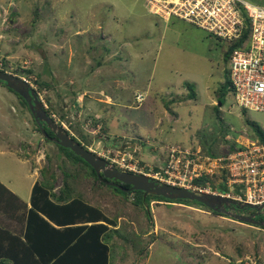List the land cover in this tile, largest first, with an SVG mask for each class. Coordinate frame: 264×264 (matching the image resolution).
Listing matches in <instances>:
<instances>
[{
	"label": "rangeland",
	"instance_id": "374dc122",
	"mask_svg": "<svg viewBox=\"0 0 264 264\" xmlns=\"http://www.w3.org/2000/svg\"><path fill=\"white\" fill-rule=\"evenodd\" d=\"M226 47L178 18L149 14L145 0H0V70L25 79L83 147L99 156L128 153L140 173H162L170 146L224 156L242 141L243 129L254 137L244 117L264 129V112L241 113L230 83L218 104ZM21 103L0 84V146L14 151L0 153V180L23 196L33 178L27 165L39 177L44 169L52 173L55 193L66 181L71 196L117 223L111 264H264L263 226L204 205L153 200L148 211L134 205L132 194L122 197L46 141ZM219 173L205 179L212 188ZM228 211L264 221L252 207Z\"/></svg>",
	"mask_w": 264,
	"mask_h": 264
},
{
	"label": "built area",
	"instance_id": "2783aa9c",
	"mask_svg": "<svg viewBox=\"0 0 264 264\" xmlns=\"http://www.w3.org/2000/svg\"><path fill=\"white\" fill-rule=\"evenodd\" d=\"M145 7L149 14L164 21L178 18L226 43L239 42L228 58L234 104L239 109L264 112V5L248 0H145ZM243 130L244 141L227 147L224 156L212 158L199 151L170 146L163 172L142 174L159 183L219 195L244 206L263 205L264 142ZM109 154L107 151L100 157L119 170L140 173L128 153ZM215 169L219 175L222 173L217 187L212 188L207 181L193 183L195 178L207 176ZM220 186L225 190H219Z\"/></svg>",
	"mask_w": 264,
	"mask_h": 264
},
{
	"label": "trees",
	"instance_id": "16d2710c",
	"mask_svg": "<svg viewBox=\"0 0 264 264\" xmlns=\"http://www.w3.org/2000/svg\"><path fill=\"white\" fill-rule=\"evenodd\" d=\"M225 49L224 56L229 58L233 48L239 44V42H228ZM225 81L222 84V89L218 94V101L220 106L222 100L219 97L225 95V89H229V77L228 69L224 70ZM33 81L39 87H46L47 84L38 81L35 77ZM6 87L4 83H0ZM184 85L188 88L187 97L193 99L195 92L193 88L185 82ZM7 88V87H6ZM224 88V90H223ZM9 91L13 90L7 88ZM15 93V92H14ZM17 94V93H15ZM18 95V94H17ZM20 97V96H19ZM22 105L27 108L26 102L20 97ZM219 106V105H218ZM215 113H219L218 107H213ZM47 115L51 116L49 109L45 110ZM241 113L245 114V110L241 109ZM63 116L62 114H60ZM35 122V121H34ZM245 124L253 132L254 136L260 141L264 142V132L260 126L244 117ZM38 127V126H37ZM43 129L47 136H51V130L45 126ZM40 131V130H39ZM41 132V131H40ZM42 134V133H41ZM72 139L77 141L73 136ZM45 139V138H44ZM46 141H50L45 139ZM61 147L70 152L65 151L64 155L69 161L73 163H82L88 167L89 173L98 182L94 170L79 156L75 155L70 149ZM64 169V168H63ZM65 177L68 176L66 170H62ZM42 180L35 181L31 187L30 203L31 208L28 209L26 215V225L24 232V242H20L21 253L19 256L28 255V259H24V264H111V237L117 234L118 227L109 228V225L115 226V222L109 218L99 207L92 205L80 197L71 196V192L67 187V183H63V187L59 189L58 193L53 192L51 186L52 173H48L47 169L41 171ZM207 176L195 178L194 184H204ZM122 189L111 187L116 192L120 193L122 197H128L133 195L132 203L134 205H140L141 208H145L148 211V206L151 201L159 200L166 202H176L185 204H197L201 203L188 200V199H166L162 196L153 194H146L140 190H131L129 185L119 183ZM225 187L220 186L219 190L223 191ZM25 208V204L9 189L0 183V212L6 216H12L16 219H21L22 211ZM217 213L216 211H212ZM42 214V215H40ZM222 215V214H221ZM52 221L61 228L53 226L49 221ZM73 225V226H72ZM1 235H9L6 230H1ZM10 236V235H9ZM17 238V237H15ZM22 244H24L22 246ZM18 251V250H15ZM23 251V252H22ZM142 250L139 251L141 253ZM18 253H15V255ZM14 255V256H15ZM13 254L6 252H0V264H18L15 258H12ZM12 258V259H11Z\"/></svg>",
	"mask_w": 264,
	"mask_h": 264
},
{
	"label": "water",
	"instance_id": "95a60500",
	"mask_svg": "<svg viewBox=\"0 0 264 264\" xmlns=\"http://www.w3.org/2000/svg\"><path fill=\"white\" fill-rule=\"evenodd\" d=\"M0 83H4L7 88L13 90L26 102L27 107L33 116V120L43 134V137H47L43 129V126H46L53 134V136L49 138L47 137L48 140L70 149L75 155L85 161L94 170L96 176L103 180L105 184L112 185L118 189L126 191L127 189L121 188V186L115 182L118 181L129 185L131 190L142 191L144 195L153 194L162 196L166 199L192 200L201 203L213 211L227 213L242 222L252 223L264 227V221L259 222L254 219L255 214L250 217H245L235 212L231 213L225 208L226 206H233L234 208V205L240 208L252 207L256 209V214H258L264 213V204L259 206H244L219 195L196 193L183 187L159 183L155 179L142 173L119 170L115 166L109 165L104 158L83 147L79 142L72 139V137L68 135L61 126L57 125L54 120L47 115L34 89L31 88L23 78L0 70ZM218 104L220 105V102H218Z\"/></svg>",
	"mask_w": 264,
	"mask_h": 264
},
{
	"label": "crops",
	"instance_id": "0c3cea01",
	"mask_svg": "<svg viewBox=\"0 0 264 264\" xmlns=\"http://www.w3.org/2000/svg\"><path fill=\"white\" fill-rule=\"evenodd\" d=\"M103 94L106 95L105 92ZM106 98H111V97L106 95ZM262 130L264 132V129H262ZM242 141H244V138L242 139ZM13 152H14L13 150H10L8 148L3 149L0 146V153H5L6 155H10V154L12 155ZM17 158L20 159L25 165H27V161L25 159H23V158H21L19 156H17ZM27 167H28V170H29V172L31 174V178L32 177L33 178H32V182L30 183L28 192H27V194L25 196L21 195L17 190H15L14 188L10 187L6 183H3L0 180V183L2 185H4L7 189H9L13 194H15L25 204V208L19 210V211H22V214L20 215L21 216L20 220L16 219L15 217L9 216V215L6 216L2 212H0V233L2 232L1 230H6L9 233V235H10L9 236V235H1L0 234V252L1 253L2 252L10 253L11 255L13 254L12 258L16 259V260H14L15 261L14 263H16V261H17L18 264H24L23 263L24 259L25 258L28 259V255L19 256V254L21 253V250H23L21 248H23V247H21V245H19L18 239L20 240V242H22V241L24 242L25 241L24 240V232H25V225H26V215H27L28 209L31 208V203H30L31 187H32V185H33V183L35 181H41L42 180L41 173L39 174L41 177H39V176H37V174L35 175V173H33L30 170V166L27 165ZM53 192H55L54 189H53ZM40 215H42V214H40ZM49 222L55 227H58V228L62 227V226L56 225L52 221H49ZM116 227H117V223L115 224V226L109 225V228H116ZM15 237H17V238H15ZM23 245L24 244H22V246ZM15 250H18V251H15ZM15 253H18V254L15 255Z\"/></svg>",
	"mask_w": 264,
	"mask_h": 264
},
{
	"label": "flooded vegetation",
	"instance_id": "af4514ba",
	"mask_svg": "<svg viewBox=\"0 0 264 264\" xmlns=\"http://www.w3.org/2000/svg\"><path fill=\"white\" fill-rule=\"evenodd\" d=\"M37 97H38V96H37ZM45 127H46V126H45ZM51 134H52V132H51ZM51 136H53V134H52ZM51 136H47V137L49 138V137H51ZM47 137H45V138L47 139ZM50 141H51V140H50ZM97 178H98V177H97ZM98 180L101 181L102 183H104L103 180H101V179H99V178H98ZM115 182L118 183V181H115ZM119 183H120V182H119ZM104 184H105V183H104ZM105 185H107V184H105ZM107 186H112V185H107ZM113 187H114V186H113ZM115 188H116V187H115ZM261 214L264 215V213H261Z\"/></svg>",
	"mask_w": 264,
	"mask_h": 264
},
{
	"label": "clouds",
	"instance_id": "9594fccd",
	"mask_svg": "<svg viewBox=\"0 0 264 264\" xmlns=\"http://www.w3.org/2000/svg\"><path fill=\"white\" fill-rule=\"evenodd\" d=\"M118 169V168H117Z\"/></svg>",
	"mask_w": 264,
	"mask_h": 264
}]
</instances>
